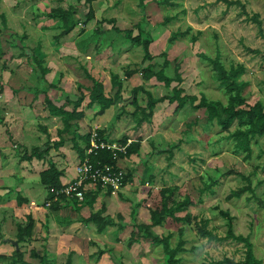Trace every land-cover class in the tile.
Masks as SVG:
<instances>
[{
    "label": "rangeland",
    "instance_id": "374dc122",
    "mask_svg": "<svg viewBox=\"0 0 264 264\" xmlns=\"http://www.w3.org/2000/svg\"><path fill=\"white\" fill-rule=\"evenodd\" d=\"M143 1L144 6L139 4V0H91L94 16L85 20L88 3L84 0H0V12L5 15V22L0 16V81L5 77L10 79L8 82L13 83L15 73L20 77H23L22 74L26 75L30 66L35 64L34 55L43 56L44 61L47 58L48 63L54 60L51 64L55 75L59 69H70L72 80L82 75L81 67L84 64L86 67L90 66L86 58L97 62L96 66L100 69L98 74L101 75L102 72L108 74L111 68L123 73L126 61H129L130 66L139 64L140 68L153 61L154 69H157L162 66L166 57L169 63L164 67L165 73L174 76V66L178 63L183 79L180 85L185 93L199 94L202 91L209 99L226 102L227 92L219 84L212 64L197 55L201 51L211 57L218 53L226 68L230 64L244 65L245 70L240 77L248 81L243 91L247 102L261 99L264 104V0H170L172 2L169 3ZM68 4L79 8L76 15L80 21L73 33L83 41V48L87 42L94 43L90 45L89 51L92 52L89 54H66L70 50L60 49V21L47 13L56 5L66 7ZM165 15L173 17L165 22ZM252 17H256L258 21ZM109 18H113V21H109ZM138 26L144 35L148 33L152 36L149 44L151 59L144 58L142 45L128 37L124 30L129 28L136 34ZM84 29L81 34L80 31ZM181 30H186V33L177 34L170 39L173 32ZM124 39L127 40L128 48L120 47L119 51H125L122 56L116 50L119 43H124ZM71 41L73 38H70V44ZM49 42L54 52L51 53L53 57H50V53L47 56L44 54L45 49L50 51ZM44 45L46 48L42 49ZM60 53L61 59L58 60L57 54ZM67 63L70 65L67 66ZM45 64L47 65L46 61ZM45 67L49 71V66ZM93 67L91 65L89 69L92 71ZM33 68L35 73L38 72L35 71L36 67ZM93 74L97 75L96 69ZM99 75L97 76L100 77ZM144 80L143 78L142 84L146 87ZM39 81V84L30 87L31 92L38 94V90L44 89L46 80L44 83L40 79ZM151 81L152 84L148 83L147 86L157 96L170 90L155 78ZM13 85L11 86L14 87ZM14 88L15 92L19 89ZM2 92L3 88L0 87V93ZM78 92L71 91L68 95L74 99ZM51 93V97L57 99L56 103H60L58 99L62 95L59 97V91ZM38 98L41 100L42 95ZM139 100L145 103V94L140 90ZM42 103L47 110L45 99ZM1 106L4 108L3 103ZM175 106L176 102L169 103L167 100L157 104L148 128L142 132L144 137L150 135L142 143L147 147L150 142L154 148L145 158L141 152L134 159L137 162L142 157L144 162L140 160L137 166H129V163L127 166L129 174L136 173L139 177L138 184H148L145 185L149 187L148 193L141 201L146 203L149 217L150 209L161 207L162 202L175 208V200H181L185 196L190 199L180 209L173 210L174 217L165 216L160 225L151 226L149 231L159 237L170 233V248L181 243V248L176 253V264H239L245 258L243 242L231 238H208L198 230L201 225L199 220L205 218L208 229L224 235L228 227L227 218L220 210H226L232 216L233 231L249 237L255 256L264 264V134L251 140L250 154L245 156L244 151L235 150V139L229 135L237 127L236 120L225 129L215 120L206 119L203 108H192L188 102L180 110H176ZM56 124L61 126L62 120L58 119ZM43 125L47 127L46 124ZM39 127L37 125L42 139L55 135L54 127H51V132L47 129L50 133ZM142 135L139 134L137 139L142 138ZM37 138L34 136L32 140L37 142ZM19 141L24 142L25 139L15 141V150L21 144ZM22 144L27 146V143ZM129 158L130 156L128 160ZM16 180H20L18 174ZM244 185H250L253 190L246 189L240 196L230 194ZM8 194L12 196L14 192L10 191ZM131 208L134 213L131 212L127 217L132 219L129 223L135 221V214L139 209L136 198H133ZM140 211L143 212L142 209ZM116 218H120V215H116ZM132 230L139 237L133 248L128 242V228H125L126 232L114 230L119 236L126 234L125 238L120 237L116 241L118 248L127 251L123 253L124 264H167L161 242L140 237L136 227ZM226 258L231 262H227ZM0 261L7 264L6 260Z\"/></svg>",
    "mask_w": 264,
    "mask_h": 264
},
{
    "label": "crops",
    "instance_id": "0c3cea01",
    "mask_svg": "<svg viewBox=\"0 0 264 264\" xmlns=\"http://www.w3.org/2000/svg\"><path fill=\"white\" fill-rule=\"evenodd\" d=\"M81 4L84 3L82 2ZM74 6L77 7L76 5ZM76 12L74 15L78 17ZM55 23L56 20L53 21L54 25ZM76 26L69 32L63 34L60 32L61 28L58 27L61 33L59 36V42L61 44L60 49L70 50V52L68 51L66 54L71 53L72 55L78 54L81 56L89 54L92 52L89 51L90 45L94 43L92 41L89 43L87 42V44H84L83 48V41H81L80 38L78 39V36L73 33ZM92 29L93 28H91V30ZM84 31L85 29L80 31L81 34ZM70 38H73V41H71L72 44H70ZM49 47L50 51L45 49V45L42 46V49H45L44 54L46 56L50 53V57H53L51 53L54 52L50 42ZM120 47L127 49V40H125L122 45L121 43L117 45L116 51L120 52L123 56L125 51H123L124 49L119 51ZM59 55H61V53L57 54L58 60L61 59ZM39 58L42 59L43 56ZM86 60L90 64L89 67L94 65L92 71L84 64V66L81 67L82 75H78V77H75L73 80L71 78L73 74L70 69H59L57 71L58 74L55 75L51 64L54 60L48 63L46 58L45 61L47 65L43 60L44 64L49 66V71L44 75L46 81L52 82L57 86L55 88H50L48 90L50 93L51 91L56 92L57 90L59 91L58 95L60 97L61 95L69 96L68 94H70L71 91H74V93L79 91L77 96L81 92L85 94V96L80 106L77 108L79 111H82L83 114L71 121L70 130L64 135L65 138L63 143L58 147L52 146V148L49 149L48 155L41 158L33 156L28 160H18L19 156L23 153L24 146L22 143H27V147L28 145L32 147L44 142L45 139H42L39 135L41 133L37 125L39 127L44 123L48 128L45 125L43 126L49 129V131L51 127H54L55 137L52 136L49 137V139H58L57 128L60 127V125H57L56 121L58 119L61 120L60 116L50 114L48 109L46 110L42 105V101L45 99L44 91H39L38 94L30 91V87L39 84L38 75H36L37 72L35 73L34 68L30 66L32 72L29 67L30 71H26V75L22 74L23 77L15 75V73L13 76V83L15 86L12 82H8L10 79L5 77H3L2 82L0 81V87L3 88V92L0 93V259L6 260L7 264H11L13 260H16L17 264H64L68 255L71 256L72 264H124L123 253L127 251L125 252V250L122 251L118 248L116 241L118 242V238L120 237L125 238L126 234L125 236H119L114 230H121L123 232L125 228H128L130 233L134 228L133 224L131 222L129 223L132 219L130 220L127 218L132 212L131 206L133 198H136V202H139V209L136 211L135 221L138 223L150 222L147 207H145L146 203L141 201L142 198L146 197L149 187H145V185H148L145 183L138 184L139 177L136 173H133V175L128 174L127 180L119 190H111L109 188L97 186L81 201L74 198L63 197L60 200L51 202V204L57 202L56 208H53L51 205H45V201L49 199L50 194L48 193V188L41 182L39 173L49 167V159H51L61 171L59 176L61 183L75 178L76 172L74 164L79 156L76 149L73 147L71 135L75 134L77 142L82 148L86 144V141L81 135H86L94 124H97L102 133L109 138L125 139L131 136L136 139L135 141L139 143V146L137 151L129 155V160L127 158L125 163L126 167L128 163L129 166L133 167L137 166L140 160L144 162L143 158L150 154L154 148L150 145V142L147 143V147L146 144L142 143L146 136H148L146 135L144 137L142 132L148 128L149 121L142 120L140 123H137V118L132 114V110L135 106L132 100L118 101L109 105L104 111L98 112L100 107L99 102L95 101L90 106L87 104L89 98L88 90L85 87H89L93 83L91 78L87 76V71L103 82L104 92L106 94H113L116 87H112L111 85V72H116L121 82V93L123 97L127 98L131 96L130 89L133 86L143 85V78L145 79V88L149 89L147 85L148 83L152 84L151 80L155 77L145 78L143 76L142 78L139 70L126 75L124 73L125 69H138L139 67V64L130 66L129 61H126V66L123 67V73L117 72V70L111 68L108 74H104L102 72L103 70H101L103 74L101 73V75H99L98 71L100 69L96 66L97 62L90 58H86ZM88 62H86V64H88ZM68 64L70 65V63H67V66H69ZM94 69H96L97 75L100 77L93 74ZM36 70L35 68V71ZM21 80H26L25 82H27V84H25V82H20ZM11 85L19 89L15 92L13 90L14 87ZM72 85H74L75 88H73ZM151 92L153 91L151 90ZM50 93L49 96L51 97L53 92ZM41 95L42 99L39 100L38 96ZM62 96L58 99L60 103H56L57 99H53V97H51V99L54 103L59 105L63 102ZM77 96H75V98ZM136 97L137 103L143 104L139 100V91ZM1 101L4 108L1 106ZM11 101L13 102L11 103ZM160 101L154 106L153 113ZM67 108L71 109V105H67ZM22 110L25 111V114H23ZM30 111L32 113H29ZM7 113L9 114L6 115ZM35 117L37 119L34 120ZM38 119L40 121H38ZM139 134L142 135V138L137 139ZM34 136L39 138H37V142L39 141L38 143L32 140ZM19 139H25V141H19L22 145L18 144L17 150H15L14 146L17 144L15 141L18 142ZM141 152H143V158L141 157L142 159L139 158L137 162H134V159H137V154ZM71 161L74 162L70 164ZM16 174L20 176L19 181L16 180ZM10 191L14 192L12 196L8 194ZM18 196L23 198L21 203L17 201ZM102 205L105 207L103 214L110 215L114 219V223L107 224L103 229L98 230L96 222L92 220L86 221L85 218L88 217L92 211L102 207ZM140 209H142L143 212H141ZM29 213L34 219L31 233L24 236L21 241H17L16 223L24 222L26 215ZM116 215H120V218H116ZM120 223H124V225L120 226V229H117ZM11 240H16L18 242V247H16ZM137 241L130 243L132 248L135 246L133 244L137 243ZM27 244L28 246H26ZM16 249L22 252V256L19 258L14 255ZM44 253L47 262H44L41 258V255ZM0 264L3 263L0 261Z\"/></svg>",
    "mask_w": 264,
    "mask_h": 264
},
{
    "label": "trees",
    "instance_id": "16d2710c",
    "mask_svg": "<svg viewBox=\"0 0 264 264\" xmlns=\"http://www.w3.org/2000/svg\"><path fill=\"white\" fill-rule=\"evenodd\" d=\"M88 3L87 10L85 12V20L90 19L94 16V8L91 5V0H85ZM160 3H169L172 2L170 0H158ZM228 1V0H225ZM144 1L139 0V4L141 6H144ZM232 2V1H228ZM78 10L77 7H75L72 4H68L66 7H63L61 5H56L51 8V10L48 12V15L52 16L53 18L56 17L58 21H60V28L61 33H67L70 30L76 26L79 21L77 20L78 17H75V12ZM0 16L2 17V21L5 22V15L3 12H0ZM172 15H165L164 21L167 22L172 19ZM254 20L258 21L256 17H252ZM105 20L104 18L102 19ZM109 21H113V18H109ZM141 28L138 26V31L136 34L132 33V29L125 28L124 30L127 33V36L130 37L133 41H135L138 44H141L144 49V58H152L149 53V44L152 40V36L147 34H143V31L140 30ZM100 31V30H97ZM186 30L176 31L173 32L170 35V39L172 40L174 37L177 36V34H185ZM195 39L196 37H192ZM165 55V53H163ZM198 57L207 59L213 66V69L215 70L216 77L218 78L219 84L224 86V89L227 92V101L222 102L219 99H209L205 95L204 92L200 91L199 94L192 93L187 94L185 93L184 88L180 85V82H182V76L181 71L179 69L178 63L175 64V75L170 76L167 75L164 71V67L169 63L168 59L164 57L162 61V66L158 67L157 69H154L155 63L148 62L144 67L135 69H125L124 73L126 75L130 74L131 72L139 70L140 73L145 77H155L157 80L161 81L165 87H169L170 90L166 93L161 94L160 96H155L151 92L150 89L145 88L143 85H137L133 86L130 89V97H123L121 93V82L119 79V76L116 72H111V85L112 87H116V90L113 94H106L104 92V85L101 80L98 78H95L91 74H89L86 71V74L88 77L92 80V85L89 87H85L88 90V102L87 104L90 106L95 101L100 103V107L98 109V112L104 111L105 108H107L109 105L116 103L118 101H127L132 100L134 103V109L132 110V114L134 117L137 118V123H140L142 120L150 121V118L153 114V109L156 103L160 100H167L169 103L176 102V110L181 109L185 106V104L188 102L192 108H203L206 113V119L212 121L215 120L222 128L227 129L234 120L237 121V127L232 131L229 132V135L235 139V150L236 151H244L245 156H248L251 151V140H255L256 136L263 135L264 134V104L261 99H256L253 102H247L246 96H244L243 91L245 90L248 81L242 79L240 76L245 70L244 65L242 64H230L229 68H226L222 61L220 60V56L217 53L213 57L206 55L203 52L197 53ZM34 61L35 64H33V67H36L37 73H38V81L39 79L43 81L45 79V73L48 72V69L45 67L43 60L39 57H36L34 55ZM175 80V84L172 85V82ZM40 82V81H39ZM44 89L38 90L45 92V102L47 105V109L50 112V114L53 115H59L62 120V126L57 128V140H50L47 139L44 144L32 146L28 148L27 146L23 147V153L19 156V161L24 159H31L33 156L41 158L44 156H47L49 153V149L54 146L58 147L61 145L64 141L65 134L70 130L71 127V121L74 118L80 117L83 113L82 111H79L77 108L80 106L85 94L82 92L79 93V95L75 99H71L69 96H65L63 98V102L61 104H56L52 101L51 97L48 94V90L50 88L57 87L54 83H50L46 81L45 86H43ZM42 87V88H43ZM143 91L145 94V103L138 104L136 100V94L138 91ZM67 105H71V109L67 108ZM139 115H138V114ZM42 129L45 130V132H48L47 128L43 125L40 126ZM100 133L102 131L100 130ZM81 137L88 142V134L81 135ZM71 140L73 143V147L76 149L78 156L82 157L84 155V148L79 146L77 139L75 137V134L71 135ZM128 147V155H130L132 152H135L138 150L139 143L137 141L132 142ZM100 155L102 156V159L105 161L111 160L109 157V153L107 151H101ZM91 158L94 159L95 156L91 155ZM49 167L47 169H44L40 171V180L41 182L47 187H58L61 185L59 176L61 171L56 167L55 163L49 159ZM264 167V166H263ZM129 171L126 175L125 181L127 180ZM215 183V181H213ZM100 187V186H98ZM110 189V188H109ZM253 190V188L250 185H244L239 188L234 189L230 194L232 196H240V194L246 190ZM91 191L88 190L85 192V197L87 194H89ZM18 202L21 203L23 198L19 197L17 198ZM75 199V198H74ZM190 199L188 196H185L181 200H175V208L174 206H168L167 203L162 202L161 207H154L150 209V222L149 223H138L136 221H133L132 224L134 227L137 228V234L141 237L151 238L154 242H161L164 247V253L167 258V264H176L178 261V258L176 256L177 251L181 248V243H178L174 248L169 247V236L170 233L158 236L153 235L149 231V228L154 225H160L163 221V218L167 215L174 217V209H180L183 207V205L187 202H189ZM260 204H262V200L259 199ZM53 208L57 207V202H54L51 204ZM105 207L102 205L99 209L92 211L88 217L85 218L86 221H94L97 223L98 230L103 229L107 224H113L114 219L108 215L103 214ZM220 212L227 218V231L224 235H219L217 233H214L212 230L208 229L206 227L207 219H200L199 220V232L207 236L208 238L212 239H227L231 238L236 241H241L245 245V258L239 262V264H262L261 260L258 259L253 251V243L249 239L247 235H243L241 233H235L232 228V216L229 215V213L226 210H220ZM134 212L132 211V214ZM186 219H189L188 215H185ZM34 219L32 215L29 213L26 215V219L24 222H17V241H21L24 236L29 235L31 233L32 227H33ZM124 223H120L119 226H123ZM135 231H130V238L129 243H132L134 241L139 240L136 235ZM14 255H16L18 258L22 256V252L19 249H16L14 251ZM45 253L41 255V258L44 262H47V259L45 258ZM227 262H231L229 258H226ZM11 264H17L16 260H13ZM64 264H72L71 256L68 255L66 258V261Z\"/></svg>",
    "mask_w": 264,
    "mask_h": 264
},
{
    "label": "built area",
    "instance_id": "2783aa9c",
    "mask_svg": "<svg viewBox=\"0 0 264 264\" xmlns=\"http://www.w3.org/2000/svg\"><path fill=\"white\" fill-rule=\"evenodd\" d=\"M87 134L88 142L83 147L84 155L74 164L75 178L61 183L58 187H49L50 197L45 201L46 206L63 197L81 201L86 191H92L97 186L119 190L124 185L128 173L125 164L129 157L128 147L136 139L131 136L125 139L109 138L100 133L97 124L92 125ZM101 151H107L111 160H103ZM91 155L95 158L92 159Z\"/></svg>",
    "mask_w": 264,
    "mask_h": 264
},
{
    "label": "water",
    "instance_id": "95a60500",
    "mask_svg": "<svg viewBox=\"0 0 264 264\" xmlns=\"http://www.w3.org/2000/svg\"><path fill=\"white\" fill-rule=\"evenodd\" d=\"M15 245L16 247H18V242L16 240H11Z\"/></svg>",
    "mask_w": 264,
    "mask_h": 264
},
{
    "label": "bare ground",
    "instance_id": "6f19581e",
    "mask_svg": "<svg viewBox=\"0 0 264 264\" xmlns=\"http://www.w3.org/2000/svg\"><path fill=\"white\" fill-rule=\"evenodd\" d=\"M130 147V146H129Z\"/></svg>",
    "mask_w": 264,
    "mask_h": 264
}]
</instances>
